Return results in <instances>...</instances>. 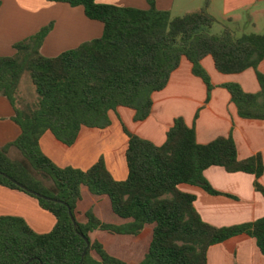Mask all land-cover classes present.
Masks as SVG:
<instances>
[{"label":"trees","instance_id":"16d2710c","mask_svg":"<svg viewBox=\"0 0 264 264\" xmlns=\"http://www.w3.org/2000/svg\"><path fill=\"white\" fill-rule=\"evenodd\" d=\"M50 1L84 8L88 19L103 23L104 32L99 39L48 58L42 48L54 28L51 24L16 44L15 56L0 57V96L12 103L14 121L22 129L17 141L0 147V186L35 198L57 219L52 232L38 234L22 218L0 217V264H127L111 256L101 243H93L90 234L139 236L148 225L155 226L153 241L141 264H208L211 247L241 235L254 239L264 256V218L218 228L198 214L196 196L180 190L182 185H192L221 195L205 178L206 170L220 167L228 173L256 176L255 187L264 196L263 156L240 160L232 136L203 145L195 127L178 119L165 144L157 146L123 123L129 137V175L123 182L114 179L104 159L87 171L60 168L40 146L41 137L50 131L71 147L83 128L110 127V113L121 108L135 112L136 123L146 121L153 111L154 95L167 88L184 59L192 64L193 75L207 85V103L214 87L203 67L205 59L211 57L222 75L254 69L259 93H246L239 84L223 88L231 94L241 118L264 121V75L259 71L264 34L236 38L225 29L221 36L210 35L207 31L217 24L208 12L210 0L201 12L176 18L158 10L155 0H148L149 10L101 0ZM25 73L37 94L34 107L27 111L19 105ZM12 148L20 152V159L10 156ZM84 187L93 195L107 196L113 212L128 222L108 224L89 211L87 223H80L77 207Z\"/></svg>","mask_w":264,"mask_h":264},{"label":"crops","instance_id":"0c3cea01","mask_svg":"<svg viewBox=\"0 0 264 264\" xmlns=\"http://www.w3.org/2000/svg\"><path fill=\"white\" fill-rule=\"evenodd\" d=\"M0 1V57L15 56L16 44L51 24H54V28L42 48V54L48 58L58 57L86 42L99 39L104 32L103 23L88 19L82 7L72 8L66 3L50 0ZM206 2L155 0L157 9L169 12L173 18L199 13L206 7ZM100 3L150 9L148 0H101ZM208 12L221 26L220 33L230 29L236 38L264 34V0H210ZM203 66L208 69L214 87L208 103L207 85L193 75L192 64L184 59L167 88L154 95L153 111L146 121L136 123L135 112L121 108L118 112L110 113V127L103 130L83 128L77 142L71 147L59 141L52 132H46L40 140L43 153L60 168L71 167L83 171L90 170L104 159L114 179L123 182L129 175L126 160L129 137L123 123L132 133L162 146L175 122L183 119L188 126L195 127L200 144L206 145L220 137L232 136L240 160L259 154L264 159V121L241 118L231 94L223 88L224 85L237 83L246 93H259L261 87L255 70L250 69L240 75H222L215 69L211 57L203 61ZM259 71L264 75V61ZM15 116L12 103L0 96V147L14 143L22 135L21 127L14 121ZM10 156L15 160L21 158L15 148L11 149ZM205 178L221 195H211L199 186H180L182 192L196 196L195 209L204 222L225 228L264 218V196L255 187L256 176L232 174L223 168L212 167L206 170ZM260 182L264 186V175ZM89 211L108 224L123 225L128 222L113 212L107 196L93 195L84 187L82 200L77 207L80 223H87L86 214ZM0 217L22 218L38 234L52 232L57 224L55 216L44 210L38 200L3 186H0ZM154 229V225H148L139 236L95 231L90 238L93 243H101L111 256L127 264H141L149 254ZM93 257L99 259L95 253ZM208 264H264V256L254 239L241 235L211 247Z\"/></svg>","mask_w":264,"mask_h":264},{"label":"rangeland","instance_id":"374dc122","mask_svg":"<svg viewBox=\"0 0 264 264\" xmlns=\"http://www.w3.org/2000/svg\"><path fill=\"white\" fill-rule=\"evenodd\" d=\"M219 29H221V26L219 24H216L211 30H208L207 32L210 35H213V36H221L223 34V32L220 33ZM208 60L212 61L211 59H208ZM204 69L207 71L208 74H210L206 67H204ZM212 81L213 80L211 79V82ZM234 84H237V83H234ZM33 89H35V88L33 86L31 78H30L28 73H25L23 75L22 82H21V88H20L19 105H20V108L22 110H26L27 111L30 108L34 107V105H35V103L37 101V94H36V92H34L35 90H33ZM12 158L14 160L16 159L15 157H12Z\"/></svg>","mask_w":264,"mask_h":264},{"label":"water","instance_id":"95a60500","mask_svg":"<svg viewBox=\"0 0 264 264\" xmlns=\"http://www.w3.org/2000/svg\"><path fill=\"white\" fill-rule=\"evenodd\" d=\"M42 198L50 200L49 198H46V197H42ZM53 201H54V202H58V203H63V202H60V201H57V200H53ZM63 204H64V203H63ZM73 220H75V219L73 218ZM87 243H88V246L90 247L89 241H87ZM88 249H89V248H88ZM88 249L85 251L84 256H86V254H87V252H88Z\"/></svg>","mask_w":264,"mask_h":264}]
</instances>
